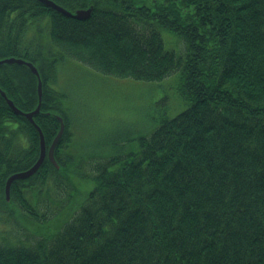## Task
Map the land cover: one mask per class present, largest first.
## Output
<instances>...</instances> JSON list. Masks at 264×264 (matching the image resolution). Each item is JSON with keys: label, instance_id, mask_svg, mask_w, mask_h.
<instances>
[{"label": "trees", "instance_id": "trees-1", "mask_svg": "<svg viewBox=\"0 0 264 264\" xmlns=\"http://www.w3.org/2000/svg\"><path fill=\"white\" fill-rule=\"evenodd\" d=\"M53 1L91 15L0 0V59L38 68L47 148L58 117L66 124L59 168L46 159L8 200V178L37 162L41 138L0 93V264H264V0ZM72 59L137 82L177 74L186 108L137 152L80 153L70 100L52 86ZM0 88L23 112L39 104L25 65H0Z\"/></svg>", "mask_w": 264, "mask_h": 264}, {"label": "rangeland", "instance_id": "rangeland-1", "mask_svg": "<svg viewBox=\"0 0 264 264\" xmlns=\"http://www.w3.org/2000/svg\"><path fill=\"white\" fill-rule=\"evenodd\" d=\"M163 37L167 47L177 48L176 35L164 32ZM177 85V74L159 82H137L104 75L74 59L58 66L52 83L70 100L75 147L85 154H113V147L122 144L124 151L137 152L139 139L150 135L162 117L172 118L186 108ZM92 187L90 180L83 181L81 193ZM9 230L0 220V238Z\"/></svg>", "mask_w": 264, "mask_h": 264}, {"label": "water", "instance_id": "water-1", "mask_svg": "<svg viewBox=\"0 0 264 264\" xmlns=\"http://www.w3.org/2000/svg\"><path fill=\"white\" fill-rule=\"evenodd\" d=\"M37 1L43 3L44 5H46L50 8L57 10L58 12H61L62 14L66 15L68 17L76 18L79 20H84V19L88 18L91 15V11H92V7H90L88 9H81V10H77L75 12H72V11L64 8L63 6L57 4L53 0H37ZM3 64L25 65L37 77L39 104H38L37 108L32 112H23L21 109H19L15 105L13 100H11L7 96L6 92L4 90H2L1 88H0V93L6 99L8 105L14 110V112L16 114L25 116L28 120H30L32 122V124H34V126L37 128V130L40 134V138H41L40 139L41 152H40V156H39L38 161L30 169H28L26 171L15 173L8 178L7 183H6V196H7V199L9 200L11 184L14 181L27 179V178L33 176L39 170V168H40L41 164L43 163V161L45 160L46 156L49 157L50 161L52 162V164L54 166H56V168H59L58 162L55 158V149H56L58 142L60 141V139L62 138V136L65 132L66 125H65L63 118L61 116H59L58 118H59L60 123H61L60 130H59L57 136L55 137V139L53 140L52 144L50 145V147L47 149L43 131L40 128V126L34 120V116L40 112L41 104H42V97H43V81H42V78H41V75H40L38 68L32 62L27 61L23 58H17V57H8V58L0 59V65H3Z\"/></svg>", "mask_w": 264, "mask_h": 264}, {"label": "bare ground", "instance_id": "bare-ground-1", "mask_svg": "<svg viewBox=\"0 0 264 264\" xmlns=\"http://www.w3.org/2000/svg\"><path fill=\"white\" fill-rule=\"evenodd\" d=\"M173 74H174V73H173ZM173 74H171V75H173ZM171 75H170V76H171ZM170 76H168V77H170ZM168 77H167V78H168ZM38 159H39V158H38ZM46 159H49V157L46 156L45 160H46ZM45 160H44V161H45ZM37 161H38V160H37ZM44 161H43V163H44ZM49 161H50V159H49ZM50 162H51V161H50ZM43 163H42V164H43ZM51 163H52V162H51ZM42 164H41V165H42ZM40 167H41V166H40ZM17 173H18V172H17Z\"/></svg>", "mask_w": 264, "mask_h": 264}]
</instances>
